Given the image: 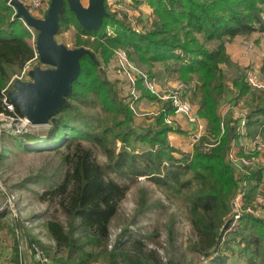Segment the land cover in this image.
I'll use <instances>...</instances> for the list:
<instances>
[{
	"label": "trees",
	"instance_id": "16d2710c",
	"mask_svg": "<svg viewBox=\"0 0 264 264\" xmlns=\"http://www.w3.org/2000/svg\"><path fill=\"white\" fill-rule=\"evenodd\" d=\"M149 4L150 16L139 15L135 24L128 13L119 16L120 10L111 11L105 0L108 13L96 29L83 27L67 1L61 10L57 41L63 43L57 36L74 26L71 48L90 46L94 55H82L73 90L50 116L45 135L22 132L18 139L26 148L62 150V170L45 189L35 191L49 208L56 205L62 212V218L46 216L44 221L55 242L53 255L63 264H174L171 257L165 260L157 247L149 246L146 237L157 236V230L128 238L122 237L127 234L123 231L109 248L110 224L128 191L127 185L108 177L111 171L129 181L146 176L168 195L180 197L194 233L191 247L201 251L208 264H228L231 256L236 264H264V217L243 213L239 225L224 228L232 219V199L239 188L228 153L241 137L239 117L232 109L223 114L220 107L226 96L232 104L245 98L249 136L252 123L264 122V87L246 79L252 67L245 66L231 80L225 70L230 58L228 41L264 32V0H149ZM36 38L15 7L0 0V113L24 116L14 101V110L7 107L3 90L34 56ZM118 47L126 48L129 58L144 66L149 76L184 82L183 96L208 121V130L216 135L213 141L203 135L192 152L172 144L169 133L181 129L167 120L174 113L171 100H160L150 122L137 125L133 104L144 98L156 102L157 97L142 76L136 78L137 96L123 94L117 79L109 77L104 65ZM88 107L98 112L85 110ZM205 143L210 145L204 147ZM94 146L107 162L96 159ZM263 174L264 165L251 171L247 205L255 201ZM147 201L144 198L141 204ZM9 226L20 227L18 223ZM168 238L174 239L172 227Z\"/></svg>",
	"mask_w": 264,
	"mask_h": 264
},
{
	"label": "rangeland",
	"instance_id": "374dc122",
	"mask_svg": "<svg viewBox=\"0 0 264 264\" xmlns=\"http://www.w3.org/2000/svg\"><path fill=\"white\" fill-rule=\"evenodd\" d=\"M50 1L51 0H46L45 5L39 10H33L32 14L38 17H44ZM82 2L85 6H88L90 0H82ZM108 3L111 7V11L120 10L119 16H122L124 12L128 13L131 20L135 21V24L139 15L147 18L152 12L149 0H108ZM142 25L143 23H139L137 26L141 27ZM108 31H111L110 26L108 27ZM75 35V27L70 26L63 30L57 38L68 47H72L74 46ZM34 37L33 35V38ZM227 44L230 53L229 61L225 64L228 79L231 80L240 70L249 65L252 67V73L255 72L258 76L256 82L264 83V32L256 31L251 34L238 35L231 39V41H228ZM88 48H90V46H88ZM124 52L128 55L126 48L118 47L115 49L113 59L107 62L104 67L110 78L117 79L118 86L122 90V93L127 95L132 87V83H130L127 78L128 73H132L133 69V66H131L129 62L131 61L135 66L143 69H145V67L135 64ZM118 58H120V60H122L120 62H124L128 68L126 67L119 71ZM127 60L130 61L128 62ZM38 64L37 60H35L33 65ZM41 66L48 67L47 64L43 63ZM22 70L23 68L11 78L8 84L10 89L14 88V83L20 78ZM160 79L163 88L176 86L178 82H181L170 76ZM136 91L139 92L137 88ZM185 99L189 101L195 111H197L196 105L190 99ZM224 99L223 104L220 105L221 110H226L227 106L232 102L230 96H226ZM160 100L166 101V99ZM160 100L157 97L155 103H149L148 101L141 103L139 101L138 104L136 103L137 105L133 104V106H136L137 125L143 126L150 122L151 118L156 115V111L159 110ZM239 103L244 105L245 98H242ZM14 108L15 106L9 109L14 110ZM85 110L94 113L98 112V108L92 107L85 108ZM183 116L188 121L187 123H189L190 121L188 118L185 115ZM21 118L23 117L0 113V223L3 222V225L7 228L10 224L18 223L20 226L19 229H21L23 233L35 236V240H37L35 244L39 249L43 250L54 261H57L56 257L53 255L55 242L48 229L45 227L44 221L46 216H57L62 218V212L56 205H52L51 208H49L48 201L39 198L35 191L45 189L48 185L47 182L52 181V178L57 174L56 172L62 170L63 166L60 162L62 150L56 152V150H50L48 147L35 150L33 149L34 146H28L26 148L20 144L18 142V139L21 138L20 133L30 132L33 135L44 136L48 126V123H25ZM171 118L174 120L173 125H178L179 121L175 120V113L172 114ZM175 122H177V124ZM258 125L259 124L252 123L251 128H257ZM205 129L206 131L202 136L206 134L209 140L213 141L216 135L208 130V121ZM182 131L183 129L180 131H171L169 133V140L172 144L183 150L192 152L195 144L201 140L202 136L199 141L193 142L189 135L182 136ZM179 137L185 139L180 141ZM244 140L245 142L249 141L246 138ZM190 143H192L191 146H189ZM86 144H89V142L86 141ZM137 146L140 147V143H138ZM125 147V145L122 146V148ZM93 150L96 159L100 163L107 162V157L103 152L99 151L97 146H94ZM240 152L241 149L238 150V153ZM107 175L120 182L122 185L128 186L127 194L120 202L119 209L110 224L109 248L113 246L123 231H126L127 234L124 236L122 235V237L128 238L130 235L143 236L144 234L157 230V236L152 238L146 237V240L149 246L157 247L158 250H160L165 260L167 257H171L174 264H200L202 261L203 264L209 263L204 260L205 258H202L203 253H201V251L192 249L191 247L194 233L185 204L180 197H176L174 194L168 195L146 176H139L136 180L129 181L119 178L118 175L111 171H107ZM262 197L264 198V196ZM144 198L148 199L147 205L144 204L145 206L141 204ZM233 216L234 211L231 218H233ZM239 224L240 219L238 224L233 225V227ZM170 227L173 228L174 233V239L172 241L168 238ZM233 227L231 224V228ZM38 241L41 243L39 244ZM44 245H46L47 248H43L45 247ZM65 264L77 263L65 262ZM89 264L103 263H101V261H93ZM228 264H236L234 257L231 256V258L228 259Z\"/></svg>",
	"mask_w": 264,
	"mask_h": 264
},
{
	"label": "water",
	"instance_id": "95a60500",
	"mask_svg": "<svg viewBox=\"0 0 264 264\" xmlns=\"http://www.w3.org/2000/svg\"><path fill=\"white\" fill-rule=\"evenodd\" d=\"M16 9V14L37 31L36 49L39 59L48 67L36 65L29 73L30 81L17 79L9 97L20 108L30 123H48L67 96L73 90V82L81 72V57L93 50L81 46L71 48L56 39L60 25L61 10L67 1L76 14L79 23L89 29H96L107 15L105 0H90L85 6L82 0H51L44 17L33 15L22 0H5ZM228 219L224 228L230 226Z\"/></svg>",
	"mask_w": 264,
	"mask_h": 264
},
{
	"label": "built area",
	"instance_id": "2783aa9c",
	"mask_svg": "<svg viewBox=\"0 0 264 264\" xmlns=\"http://www.w3.org/2000/svg\"><path fill=\"white\" fill-rule=\"evenodd\" d=\"M22 1L31 13L33 10H39L41 7L45 5L46 2V0H22ZM29 28L31 29L33 35L36 37L37 31L34 30L32 27ZM126 56L128 57L127 54ZM35 60H40L36 48H35L34 56L24 65L23 70L21 72L22 74L18 79L24 81L32 80L29 71L36 66L33 65ZM120 61L122 60L118 58V67L120 69L119 71L123 70V68L126 67L128 68V66H126L124 62L121 63ZM129 64L133 66L132 73H128L127 76L129 82L132 83L131 84L132 87L129 93L137 96V91L135 86L136 78L138 76H142L149 90L153 92L156 95V97H158L159 100L160 99L171 100L174 108V113L176 115L179 114L185 115L188 118V120L192 124V129L190 131L189 137L193 142L199 141L202 134L206 131L205 128L207 125V121L204 118H202L197 113V111H195L192 104L184 98L183 92L186 89L187 85L184 82H178L176 86H169L167 88H163L162 87L163 84L161 83L160 78L156 76H149L145 69L135 66L131 61L129 62ZM246 79L253 86L264 87V83L256 82V80H258V76L255 72L252 73V71H249ZM13 89H10L8 86L3 90L4 101L9 108H13L14 106L8 94ZM230 109H232L235 115L239 117V124L237 129L241 137V139L239 140L241 143L240 146H237L239 141L238 142L235 141L228 153V158L235 169L236 176L239 178V188L232 199L234 216L232 218L231 224L233 227V225L238 224V221L243 213H251L264 217V206H261L264 205V198L262 197V195H258L256 193L254 204L247 205L245 203V196L248 187L249 175L251 174L252 170L264 165V122L258 125L256 132L252 136H249L247 134L249 119L247 117L246 114L247 110L245 109L244 105H242L241 103L238 104L231 103L230 105L227 106V109L223 111V114H225ZM158 111L159 110H157L155 114H157ZM21 117H23L21 119L25 123H30L25 116H21ZM167 120L171 123H174V120L171 117H169ZM221 127L223 132L224 131L223 122L221 123ZM245 138L248 139L249 141L245 142L244 140ZM208 145H210V143H205V147ZM236 149H241V152L238 153V150ZM37 256L40 264H52L50 256L39 248L37 250ZM202 258L203 259L205 258L204 260L208 261L206 257H202Z\"/></svg>",
	"mask_w": 264,
	"mask_h": 264
},
{
	"label": "crops",
	"instance_id": "0c3cea01",
	"mask_svg": "<svg viewBox=\"0 0 264 264\" xmlns=\"http://www.w3.org/2000/svg\"><path fill=\"white\" fill-rule=\"evenodd\" d=\"M145 101L148 100L144 98L140 102L144 103ZM148 102L155 103L152 101H148ZM175 120L179 121L176 127L183 129L182 136L190 135L192 124L190 122L187 123L188 121L181 114L176 115ZM175 123L177 124V122ZM256 130H257L256 127H252L250 133L253 135L256 132ZM183 139L185 138L181 137L179 140L183 141ZM191 144L192 143H190L189 146H191ZM240 144L241 143H238L237 146H240ZM262 179L263 181L260 183V186L257 189V194L264 196V174ZM37 250L38 247L35 244V236L27 235L15 227L11 228L9 226L7 228L6 226L3 227L0 226V264H40L37 256ZM51 263L61 264L63 263V261H54L51 258Z\"/></svg>",
	"mask_w": 264,
	"mask_h": 264
}]
</instances>
